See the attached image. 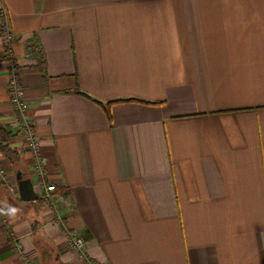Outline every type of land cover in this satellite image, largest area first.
Wrapping results in <instances>:
<instances>
[{"label":"crops","instance_id":"1","mask_svg":"<svg viewBox=\"0 0 264 264\" xmlns=\"http://www.w3.org/2000/svg\"><path fill=\"white\" fill-rule=\"evenodd\" d=\"M0 128V264H264V0H0Z\"/></svg>","mask_w":264,"mask_h":264},{"label":"built area","instance_id":"2","mask_svg":"<svg viewBox=\"0 0 264 264\" xmlns=\"http://www.w3.org/2000/svg\"><path fill=\"white\" fill-rule=\"evenodd\" d=\"M9 35H6L7 44L9 43ZM9 88L11 90V99L15 111L20 115L19 123L16 127V133L20 134L23 141L24 149L29 151L34 157L35 171L39 174L43 172V163L45 159L40 155L41 142L36 135L32 120L27 116V104L25 102V91L17 86L14 79L10 81ZM0 175L6 177L4 169L0 168ZM43 198L51 200V193L56 190L55 185H43L40 187ZM10 190H14L10 187ZM63 234L67 239L68 247L75 251L78 256L87 264H102L99 261L91 260L87 255V245L83 237L71 231L69 228H63Z\"/></svg>","mask_w":264,"mask_h":264},{"label":"trees","instance_id":"3","mask_svg":"<svg viewBox=\"0 0 264 264\" xmlns=\"http://www.w3.org/2000/svg\"><path fill=\"white\" fill-rule=\"evenodd\" d=\"M1 32H4V26L3 29L1 30ZM8 51H10V46L6 45L5 46V52L6 54L8 53ZM77 93H80L82 95L87 96L88 98H91L93 100H95L97 103H99L100 105H102V107L104 108L107 116L110 118V106L112 103L114 102H118V101H109L106 103H103L101 101H98L94 98H92L90 95L86 94L85 92L81 91L80 89H76ZM130 100H136V101H140V102H144V103H148V104H158L160 102H149V101H145V100H140V99H130ZM11 133H8L6 131H4L2 128H0V151L10 160H16V158H19V152L17 151H12V149L10 148L9 144H10V140H11Z\"/></svg>","mask_w":264,"mask_h":264},{"label":"water","instance_id":"4","mask_svg":"<svg viewBox=\"0 0 264 264\" xmlns=\"http://www.w3.org/2000/svg\"><path fill=\"white\" fill-rule=\"evenodd\" d=\"M18 180V191L21 200L23 201H33L38 198L34 191L33 183L31 179H22L21 175L17 176Z\"/></svg>","mask_w":264,"mask_h":264}]
</instances>
